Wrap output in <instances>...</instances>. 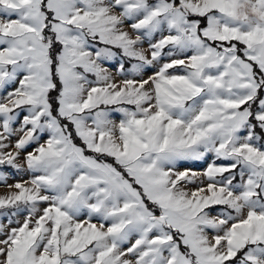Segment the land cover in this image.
<instances>
[{
  "label": "snow or ice",
  "instance_id": "1",
  "mask_svg": "<svg viewBox=\"0 0 264 264\" xmlns=\"http://www.w3.org/2000/svg\"><path fill=\"white\" fill-rule=\"evenodd\" d=\"M0 186V264H264V0H0Z\"/></svg>",
  "mask_w": 264,
  "mask_h": 264
},
{
  "label": "rangeland",
  "instance_id": "2",
  "mask_svg": "<svg viewBox=\"0 0 264 264\" xmlns=\"http://www.w3.org/2000/svg\"><path fill=\"white\" fill-rule=\"evenodd\" d=\"M195 170H197V171H201L202 169H201L200 167H196ZM16 179H28V177H27V176H24V175H18V176L16 177ZM13 182H14V181L11 180V179L8 181L9 184H11V183H13ZM9 191H11V189H8V188H6V187L0 186V195L5 194V193H7V192H9Z\"/></svg>",
  "mask_w": 264,
  "mask_h": 264
}]
</instances>
